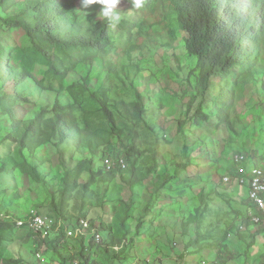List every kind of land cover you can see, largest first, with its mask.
<instances>
[{"label":"rangeland","instance_id":"obj_1","mask_svg":"<svg viewBox=\"0 0 264 264\" xmlns=\"http://www.w3.org/2000/svg\"><path fill=\"white\" fill-rule=\"evenodd\" d=\"M22 1L9 0L0 8V49L11 54L16 72L32 79L24 88L27 102L0 101V217L20 221L35 208L57 218L55 212L64 211L68 221L98 222L105 244H111L112 236L132 240V248L120 255L96 249V264H264V216L260 225L243 222L248 189L223 181L234 171L236 154L247 155L249 165L264 167V64L259 50L246 58L255 60L254 66L243 70L237 65L228 79L216 81L203 105L208 120L196 128L190 120L201 101L195 89L196 59L187 54L186 34L168 7L157 2L158 19L144 22L132 11L130 0H122L118 10L123 18L112 24L108 52L93 62L54 51L59 71L54 73L23 29L5 25L19 19L32 25L31 15L21 16ZM77 6L81 21H103L97 17L99 5L83 8L76 0ZM71 31L89 34L81 27ZM3 77L0 66V100L15 92ZM104 91H109V105L121 129L109 125L92 96L100 98ZM138 93L146 106L142 118L131 107ZM57 98L71 107L79 128L95 133L96 153L89 152L84 138L81 149L71 139L60 149L47 143L22 150L9 140L16 124L20 137L38 114L52 117ZM109 157L125 158L127 170L105 172L103 161ZM10 158L17 167L7 177L2 162ZM89 160L97 174L91 184ZM27 165L46 182L37 183ZM71 245L74 250L56 252L16 224L0 258L74 264L78 256L81 264H88L79 253L83 247Z\"/></svg>","mask_w":264,"mask_h":264},{"label":"trees","instance_id":"obj_2","mask_svg":"<svg viewBox=\"0 0 264 264\" xmlns=\"http://www.w3.org/2000/svg\"><path fill=\"white\" fill-rule=\"evenodd\" d=\"M8 1L0 0V8H4ZM22 2L24 9L21 16L31 15L34 19L32 25H28L23 19L5 21V25L13 30L23 29L27 33L34 48L47 61L51 72H59L52 57L54 51H59L60 54L70 58L75 55L82 60L92 59L94 62L98 57L106 54L112 45L110 37L112 24L107 21L96 24H93L90 20L81 21L77 12L79 9L78 6L76 7V0H23ZM157 2L168 7L175 14L179 27L186 34V52L196 59L195 89L196 95L201 98V101L190 120L196 128H200L208 120L203 105L211 88L216 86V81L224 82L228 79L237 65H241L243 70H247L249 66H254L255 60L248 61L246 58L257 49L259 50L258 57L264 64V0H175L174 2L170 0H142V7L139 9L133 8L132 11H135L136 17L144 19V22L151 18L155 20L157 12L154 5ZM158 21L161 23L160 20ZM76 27L88 29V36L76 35L71 31ZM0 66L4 72V81L12 82V87L15 89L12 95L9 94L0 101L10 105L15 101L27 102L28 98H24V88L27 82L32 80L31 77L20 74L12 68L11 54L7 53L5 49H0ZM8 71H13L12 75H8ZM245 77H247L246 72ZM244 81H242V85ZM86 86L87 83L85 82L83 89L88 91ZM108 93L109 91H104L100 98L96 94H92V96L99 100L109 125L113 129H121L119 119L109 105V101L112 99L108 98ZM143 99V96L138 93L136 103L131 106L138 118H142L146 113ZM118 103L125 105L121 100ZM52 113L53 116L47 119H45L43 113L38 114L23 127L24 130L20 137L16 136L19 131V126L16 124L9 140L16 142L22 150L29 145L40 147L47 143H52L57 149H60L66 140L71 139L76 143L77 149H81L82 139L84 138L89 152H97V148L93 147V141L96 140L94 138L95 133L86 128L78 127L77 118L70 106H62L57 98ZM113 159L117 161L124 159L126 161L122 157ZM104 162L105 159L102 166L105 168V172L110 174L125 172L128 168L126 161V169L119 167L114 171H108ZM93 166L94 161L89 160L90 184L95 182L97 176ZM16 167L17 165L10 158V161L2 162L1 170L8 177L15 173ZM26 167L37 183L44 184L46 182L36 168L30 165ZM234 171L231 174L233 177ZM134 172L135 168L133 169ZM233 182L240 186L235 179L231 183ZM69 184L74 185L75 182ZM85 189H89V184L86 185ZM245 205L246 216L243 222L260 225L261 223L256 224L252 221V217L247 210L252 208L259 217L264 216V212H259L249 201L248 196ZM55 216L57 218L51 215L48 217L68 221L65 219L67 216L64 211H56ZM97 223L92 220L93 226L99 227L98 229L102 233L103 240L101 243H97L94 238L90 240L83 238L60 245V236L53 237L45 243L53 247L56 252H59L58 248H69L72 243L75 248H77L76 244H80L83 247L79 252L80 256L85 257L88 264H96L95 258L99 254L95 251L96 249H103L104 254H110L113 251L115 255H120L132 248V240L128 238L118 240L115 236H112L111 244H105L102 227ZM15 225V221L0 218V255L3 245L11 241ZM241 229H244V227L242 226ZM257 233L260 235L263 232L258 231ZM31 234L35 236L33 233ZM116 247L122 249L117 251L115 250ZM76 259H79L78 256ZM0 261L3 264H25L20 259L2 260L0 258Z\"/></svg>","mask_w":264,"mask_h":264},{"label":"built area","instance_id":"obj_3","mask_svg":"<svg viewBox=\"0 0 264 264\" xmlns=\"http://www.w3.org/2000/svg\"><path fill=\"white\" fill-rule=\"evenodd\" d=\"M104 165L108 171H114L119 167L122 169L127 168V163L124 159L117 161L113 158H106ZM233 165L235 168L234 177H224V183H231L235 179L240 186L247 187L249 201L259 212H264V167L249 165L248 156L241 153L234 156ZM247 211L254 223H261V217L256 215L252 208H248ZM6 219H10V217ZM15 222L19 228L25 227L36 237L45 241L60 236V245L68 244L71 240L78 241L83 238L90 239V237L94 238L97 243H101L103 240L102 233L98 229L99 227H94L91 220L86 218L72 221L56 220L32 208L27 212L23 220ZM69 248L74 250V246L72 245ZM121 249V247L115 248L117 251ZM74 264H81V261L76 259Z\"/></svg>","mask_w":264,"mask_h":264},{"label":"clouds","instance_id":"obj_4","mask_svg":"<svg viewBox=\"0 0 264 264\" xmlns=\"http://www.w3.org/2000/svg\"><path fill=\"white\" fill-rule=\"evenodd\" d=\"M122 0H81L82 7L88 8L91 5H99L100 10L97 17L100 20L107 21L110 24L118 25L122 18V12L118 10V6ZM131 9H139L142 7V0H130Z\"/></svg>","mask_w":264,"mask_h":264}]
</instances>
